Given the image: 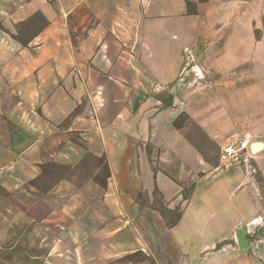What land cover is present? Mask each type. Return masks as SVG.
<instances>
[{"label":"crops","instance_id":"1","mask_svg":"<svg viewBox=\"0 0 264 264\" xmlns=\"http://www.w3.org/2000/svg\"><path fill=\"white\" fill-rule=\"evenodd\" d=\"M235 138L249 159L222 164ZM0 188L57 236L25 264H264V0H0Z\"/></svg>","mask_w":264,"mask_h":264},{"label":"rangeland","instance_id":"2","mask_svg":"<svg viewBox=\"0 0 264 264\" xmlns=\"http://www.w3.org/2000/svg\"><path fill=\"white\" fill-rule=\"evenodd\" d=\"M31 31V28L26 27L18 29L16 38L24 41L27 36H30ZM190 75L189 78L193 81L194 75ZM201 81L202 85L194 84V88L198 91H201L206 84L207 80L204 75H202ZM2 129L8 130L9 125H4ZM94 164V160L87 159V164L75 176L76 181L74 183L76 185L83 184L89 178L90 169ZM55 175H57L55 172L50 171L46 176H43L38 181L40 189L46 190L51 186L56 178ZM256 179L261 183V178L256 177ZM260 185L262 187V184ZM262 192L264 195V189H262ZM46 214L47 211L42 204H35L26 211L21 205L12 202L9 193L0 188V264H25L31 255L41 256L46 254L47 251L36 245H40L43 241L44 244H53L57 238L56 235L42 237L40 232L41 220ZM28 245H34V248L27 253L26 246ZM11 248L12 250H10ZM27 254L30 255L27 256ZM34 264L38 263L34 262ZM112 264H153V262L150 258H142L138 253H135L124 256Z\"/></svg>","mask_w":264,"mask_h":264},{"label":"built area","instance_id":"3","mask_svg":"<svg viewBox=\"0 0 264 264\" xmlns=\"http://www.w3.org/2000/svg\"><path fill=\"white\" fill-rule=\"evenodd\" d=\"M194 55L191 50L185 49L184 54V64H185V72H189L194 75L193 83H199L202 78V71L195 63ZM154 90L159 91V86H154ZM184 103L180 102L179 106L183 107ZM247 158V160H246ZM249 159V143L246 139L235 138L229 140V142L224 145L219 154V160L222 164L226 163H234L239 166L245 164ZM252 170V168H249ZM253 171V170H252ZM245 235L249 237V239H253L254 233L250 230H247Z\"/></svg>","mask_w":264,"mask_h":264},{"label":"trees","instance_id":"4","mask_svg":"<svg viewBox=\"0 0 264 264\" xmlns=\"http://www.w3.org/2000/svg\"><path fill=\"white\" fill-rule=\"evenodd\" d=\"M170 99L171 98L169 97V100ZM51 168L52 167H50L49 169H51ZM54 168L55 169H53V170L51 169V170H48L46 172L48 173L50 171H53V172L57 173V170L58 171L61 170L60 167H57V166H54ZM46 172H45V174H46ZM191 190L192 189H190V188L189 189H186V188L182 189L183 199L186 200L190 196ZM152 199L153 200L151 203L145 199H143L141 201V203L157 210L160 213V215H161V217H162L167 228H173L175 225H177V223L179 222V220L181 218V214H182L180 209L179 208L174 209V210L167 209V207L162 202V198H161L160 194L156 190L153 193Z\"/></svg>","mask_w":264,"mask_h":264},{"label":"water","instance_id":"5","mask_svg":"<svg viewBox=\"0 0 264 264\" xmlns=\"http://www.w3.org/2000/svg\"><path fill=\"white\" fill-rule=\"evenodd\" d=\"M245 237L246 235L244 233H240V235L238 236L239 246L242 248L245 247L246 244Z\"/></svg>","mask_w":264,"mask_h":264}]
</instances>
